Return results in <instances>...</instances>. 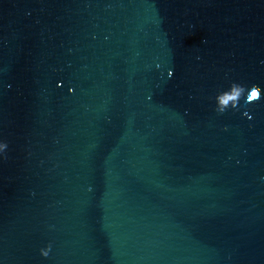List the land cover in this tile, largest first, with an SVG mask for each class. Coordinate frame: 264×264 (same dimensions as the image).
<instances>
[{"label":"water","instance_id":"95a60500","mask_svg":"<svg viewBox=\"0 0 264 264\" xmlns=\"http://www.w3.org/2000/svg\"><path fill=\"white\" fill-rule=\"evenodd\" d=\"M0 264H264V0H0Z\"/></svg>","mask_w":264,"mask_h":264},{"label":"snow or ice","instance_id":"6c2138e0","mask_svg":"<svg viewBox=\"0 0 264 264\" xmlns=\"http://www.w3.org/2000/svg\"><path fill=\"white\" fill-rule=\"evenodd\" d=\"M252 95H253V96L257 95V93L255 92V90L253 91Z\"/></svg>","mask_w":264,"mask_h":264}]
</instances>
